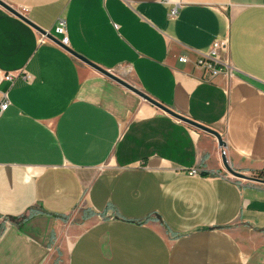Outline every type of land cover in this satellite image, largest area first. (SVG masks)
I'll use <instances>...</instances> for the list:
<instances>
[{
	"label": "crops",
	"instance_id": "obj_1",
	"mask_svg": "<svg viewBox=\"0 0 264 264\" xmlns=\"http://www.w3.org/2000/svg\"><path fill=\"white\" fill-rule=\"evenodd\" d=\"M216 135L103 74L0 4V264H264V0H6ZM237 67L199 82L198 51ZM188 54L184 62L179 59ZM198 167L199 174L189 169ZM258 177V178H257Z\"/></svg>",
	"mask_w": 264,
	"mask_h": 264
},
{
	"label": "built area",
	"instance_id": "obj_2",
	"mask_svg": "<svg viewBox=\"0 0 264 264\" xmlns=\"http://www.w3.org/2000/svg\"><path fill=\"white\" fill-rule=\"evenodd\" d=\"M171 5L170 15L175 16L179 13V8L183 4V0H165ZM21 12L27 11V7L23 6L18 8ZM25 14V13H24ZM49 31V30H48ZM55 31L63 34L61 40L69 45V38L67 35V22L62 16L58 18L57 24L55 25ZM51 32V31H50ZM41 33L40 40L45 41L50 39L46 33ZM181 61L186 62L189 59L188 54H182L179 56ZM196 65L202 70V74L198 77L199 82L215 83V79L219 76H224L227 85V91L232 85L234 76L236 75L237 67L234 65L230 56V39L229 38H216L212 42L210 48L204 51H198L195 57ZM23 77L27 80H32L33 75L30 74L26 69L21 70H4L0 68V82L3 80H9L14 82L16 78ZM6 97L0 101V113L5 111L10 101L7 97V93L4 94ZM220 153L222 156L228 155V146L220 145ZM191 174H199L200 170L198 167H191L189 169Z\"/></svg>",
	"mask_w": 264,
	"mask_h": 264
},
{
	"label": "water",
	"instance_id": "obj_3",
	"mask_svg": "<svg viewBox=\"0 0 264 264\" xmlns=\"http://www.w3.org/2000/svg\"><path fill=\"white\" fill-rule=\"evenodd\" d=\"M0 4L3 5L4 7H6L7 9H9L11 12L15 13L16 15H18L19 17H21L22 19H24L25 21H27L28 23H30L31 25H33L34 27H36L40 32L46 33L47 36L50 39L56 41L57 43H59L60 45H62L66 49H68L70 52H72L74 55H76L80 59L84 60L85 62L89 63L94 68L98 69L103 74L111 77L112 79L118 81L119 83H121L122 85L126 86L127 88L135 91L136 93H138L143 98L149 100L150 102H152L155 105L159 106L160 108H162L166 112L172 114L173 116H175L177 118H180V119H182V120H184V121H186V122H188V123H190L192 125H195V126H197L199 128H202V129H204L206 131H209V132L213 133L214 135H216V137L218 139L219 145H225L226 144V141L223 138L222 134L216 128H214V127H212L210 125H206L204 123H201V122H199V121H197V120H195V119H193V118H191V117H189V116H187L185 114H182V113L174 110L173 108H171L167 104L161 102L160 100H158L155 97H153L150 94H148L146 91L140 89L135 84H133L130 81L126 80L125 78H123L122 76H120L119 74H117L112 69L106 68V67H104V66H102V65H100V64H98V63H96L94 61H92L90 58L86 57L85 55H83L80 52H78L75 49H73L70 45L64 43L55 34H53L52 32L44 29L42 26H40L39 24H37L36 22H34L26 14H24L23 12H21L15 6H13L12 4H10L8 1H6V0H0ZM223 162H224V165L227 168V170L230 171L232 174H234L236 176H240V177H248V175H246V174L238 171L234 167H232V165L229 162L228 157L225 156V155L223 156ZM258 179L264 180L263 178H258Z\"/></svg>",
	"mask_w": 264,
	"mask_h": 264
},
{
	"label": "rangeland",
	"instance_id": "obj_4",
	"mask_svg": "<svg viewBox=\"0 0 264 264\" xmlns=\"http://www.w3.org/2000/svg\"><path fill=\"white\" fill-rule=\"evenodd\" d=\"M55 264H66V256L60 251L56 256Z\"/></svg>",
	"mask_w": 264,
	"mask_h": 264
}]
</instances>
